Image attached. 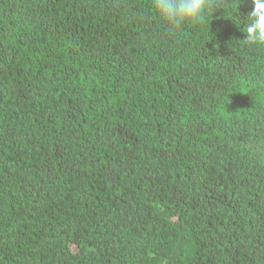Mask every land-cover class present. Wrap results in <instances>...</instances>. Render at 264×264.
I'll use <instances>...</instances> for the list:
<instances>
[{"label": "trees", "instance_id": "trees-1", "mask_svg": "<svg viewBox=\"0 0 264 264\" xmlns=\"http://www.w3.org/2000/svg\"><path fill=\"white\" fill-rule=\"evenodd\" d=\"M154 2L0 0V264H264L253 4Z\"/></svg>", "mask_w": 264, "mask_h": 264}, {"label": "clouds", "instance_id": "clouds-1", "mask_svg": "<svg viewBox=\"0 0 264 264\" xmlns=\"http://www.w3.org/2000/svg\"><path fill=\"white\" fill-rule=\"evenodd\" d=\"M252 10L247 14L246 23L240 30L244 38L236 39L241 47L256 48L264 51V0H251ZM218 0H155L154 9L161 21L166 22L169 31H177L184 26L206 24L209 17L222 8L223 14L231 17L236 25L240 0L230 6L221 5L217 8Z\"/></svg>", "mask_w": 264, "mask_h": 264}]
</instances>
